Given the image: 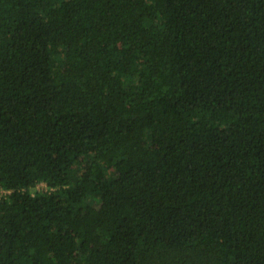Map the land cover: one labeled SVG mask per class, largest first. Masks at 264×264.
Listing matches in <instances>:
<instances>
[{
    "label": "trees",
    "instance_id": "1",
    "mask_svg": "<svg viewBox=\"0 0 264 264\" xmlns=\"http://www.w3.org/2000/svg\"><path fill=\"white\" fill-rule=\"evenodd\" d=\"M0 264H264V0H0Z\"/></svg>",
    "mask_w": 264,
    "mask_h": 264
},
{
    "label": "built area",
    "instance_id": "2",
    "mask_svg": "<svg viewBox=\"0 0 264 264\" xmlns=\"http://www.w3.org/2000/svg\"><path fill=\"white\" fill-rule=\"evenodd\" d=\"M42 187L43 188L46 187V184L44 182L37 185V188H42Z\"/></svg>",
    "mask_w": 264,
    "mask_h": 264
}]
</instances>
